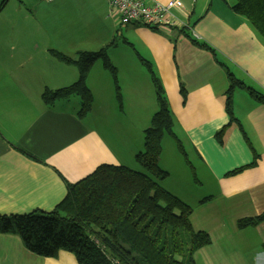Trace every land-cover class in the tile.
<instances>
[{"label": "crops", "instance_id": "0c3cea01", "mask_svg": "<svg viewBox=\"0 0 264 264\" xmlns=\"http://www.w3.org/2000/svg\"><path fill=\"white\" fill-rule=\"evenodd\" d=\"M27 2L15 4L10 16L6 7L0 12L1 216L49 213L65 198V181L76 183L104 164L133 165L143 150V132L157 111L154 86L142 61L151 65L161 82L173 125L192 153L194 177L199 174L211 184L205 190L215 192L205 197L206 202L218 198L230 207L242 205L240 219L264 212V104L245 90H236L232 114L239 126H229L224 106L228 80L218 64L264 92V42L230 10L229 1L181 0L184 9L178 16L191 32L121 25L107 17L106 0ZM192 33L215 56L196 46ZM102 48L116 69L121 107L96 62L86 78L93 96L87 114L79 116L77 96L48 105L42 101L45 89L68 87L78 79L71 65L56 61L49 50L75 59L79 52ZM99 88L107 95L96 97ZM227 126L220 145L215 134ZM241 167L247 168L226 176ZM213 217L208 224L224 226ZM222 251L217 260L229 262L233 252ZM212 253L206 247L197 251L196 264L215 261ZM239 257L242 264H264V221L242 230ZM0 264L77 263L64 251L56 258L37 256L18 236L0 234Z\"/></svg>", "mask_w": 264, "mask_h": 264}, {"label": "trees", "instance_id": "16d2710c", "mask_svg": "<svg viewBox=\"0 0 264 264\" xmlns=\"http://www.w3.org/2000/svg\"><path fill=\"white\" fill-rule=\"evenodd\" d=\"M7 1L0 3V12ZM230 10L243 17L264 42V0H235ZM192 42L214 55L205 44ZM49 54L62 64L76 67L78 79L68 87L45 90L42 94L45 104L77 96L80 98L79 116L87 114L92 95L86 78L94 62L99 60L113 79L116 99L121 105L116 69L107 57L106 48L79 52L75 59L56 50H49ZM142 63L151 77L157 99V111L143 132V151L135 155V162L144 172L121 165H101L76 183L65 181L66 196L49 213L0 215V234L18 236L30 253L40 257L56 258L61 251L70 253L77 264H196L195 253L209 246L212 240L208 233L193 230L189 207L158 184L168 177V173L158 167L162 139L164 135L176 142L177 139L161 82L151 65ZM218 64L224 68L228 80L224 106L230 118L229 126H239L232 114L234 92L245 90L260 104H264V92L248 87L226 66ZM180 93L185 97L182 87ZM229 126L215 134L220 145ZM246 168L235 169L226 176H234ZM262 221L264 212L237 220L236 227L244 230Z\"/></svg>", "mask_w": 264, "mask_h": 264}, {"label": "rangeland", "instance_id": "374dc122", "mask_svg": "<svg viewBox=\"0 0 264 264\" xmlns=\"http://www.w3.org/2000/svg\"><path fill=\"white\" fill-rule=\"evenodd\" d=\"M2 1L3 0H0V3ZM27 1L31 3L33 1V2H38L40 4H45V5L47 4V2H45L44 0H8L6 5L4 6L7 8L5 10L6 15L8 16L11 15V12H13L12 10L15 4L22 2L25 5H27L28 3ZM226 1H229V3L232 5L235 3V0H226ZM25 9L26 10L30 9V7L25 6ZM25 9L22 11L23 14L26 13ZM27 12L29 11L27 10ZM95 62L97 64L98 63L101 64L102 66V63L99 60ZM71 68L75 72H77L78 75V71L76 67L71 65ZM144 68L145 70H147L146 67ZM152 71L157 77L153 68ZM104 72L109 82H111L112 86L111 85L110 86L112 87V92L114 91V97H115L114 102L117 106L121 107V105L118 103L116 99V88L113 79L110 73L107 72L105 69ZM244 83H246V81ZM45 90L53 91L51 89H45ZM43 92L41 93L40 98H42ZM102 95H107V90L106 89L101 90L99 88L98 92H96V97ZM105 99L106 98H104L103 100ZM152 99L156 102L157 105V99L156 98H152ZM108 121L109 119H107V122ZM172 131L178 143L169 135H164L161 143V156L159 157L160 162L158 160V167L162 171L170 173V176L168 174L169 178L167 177L168 178V179L166 178L167 180L164 179L163 181L158 182V184L162 188L164 187V189L165 187H168L169 190L167 191L172 193L174 196H176L178 199H180L189 207L191 211L189 216V222L194 226L193 229H195L196 231L201 230L210 235L212 240L210 245L213 246L210 247L209 245L206 248L207 250L213 252L212 255H210V258L216 259L215 261H212L210 264H242V258L239 257V254L240 256H242V230L239 231L236 226H233L234 221L242 215V213L238 212L240 208H242V205H239L238 208L230 207L227 201L220 200L218 198L212 200V203L206 202L207 198L205 197L215 192L214 190L212 191L205 190V188L208 187L210 188L211 184L205 182L199 174L196 175L198 180L196 181V177H194L192 173L193 167H191V165H194L192 162V153L188 148L187 142L185 141L184 137L179 132H177L175 127L174 129H172ZM178 145L180 148L178 147ZM128 167L136 172H144L143 169L139 167L136 162H134L132 166H128ZM213 216L221 220L224 223V226L222 227V224H217L216 226H212L208 224L210 222V218L211 217L214 218ZM240 218H242V216ZM209 228L211 230H208ZM221 251L222 253L230 252V251L233 252L231 254V258L227 259L229 260V262L226 263L217 260V258L220 257Z\"/></svg>", "mask_w": 264, "mask_h": 264}, {"label": "built area", "instance_id": "2783aa9c", "mask_svg": "<svg viewBox=\"0 0 264 264\" xmlns=\"http://www.w3.org/2000/svg\"><path fill=\"white\" fill-rule=\"evenodd\" d=\"M49 3L54 0H44ZM108 4L106 15L116 18L121 25L136 24L149 29L188 30V25L178 16L183 14L184 6L181 0L160 2L157 0H106ZM195 40L197 35L192 33Z\"/></svg>", "mask_w": 264, "mask_h": 264}]
</instances>
